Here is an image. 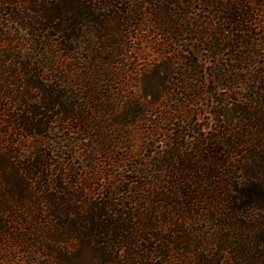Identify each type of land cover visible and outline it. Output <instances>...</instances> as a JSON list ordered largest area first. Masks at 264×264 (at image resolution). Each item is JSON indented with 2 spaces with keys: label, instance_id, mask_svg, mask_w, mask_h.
<instances>
[{
  "label": "trees",
  "instance_id": "16d2710c",
  "mask_svg": "<svg viewBox=\"0 0 264 264\" xmlns=\"http://www.w3.org/2000/svg\"><path fill=\"white\" fill-rule=\"evenodd\" d=\"M0 264H264V0H0Z\"/></svg>",
  "mask_w": 264,
  "mask_h": 264
}]
</instances>
